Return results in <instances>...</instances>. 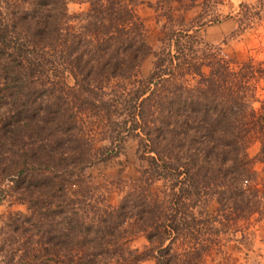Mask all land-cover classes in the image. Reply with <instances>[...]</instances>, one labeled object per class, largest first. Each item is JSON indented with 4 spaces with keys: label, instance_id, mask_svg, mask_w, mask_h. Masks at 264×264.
Wrapping results in <instances>:
<instances>
[{
    "label": "trees",
    "instance_id": "obj_1",
    "mask_svg": "<svg viewBox=\"0 0 264 264\" xmlns=\"http://www.w3.org/2000/svg\"><path fill=\"white\" fill-rule=\"evenodd\" d=\"M83 1L90 8L76 26L67 0H0V204L28 210L1 216L0 264H200L201 243L183 252L173 243L191 234L190 210L207 179L227 178L241 195L254 160L264 164V61L233 69L198 34L202 21L171 32L149 75L137 78L150 53L142 25L118 0ZM239 6L240 24L259 14ZM93 110L108 143L101 149L78 126V113ZM129 136L138 138L144 174L162 180L169 198L131 200L134 215L122 201L94 217L68 196L70 186ZM228 202L250 207L242 195ZM133 216L150 243L142 250L115 239Z\"/></svg>",
    "mask_w": 264,
    "mask_h": 264
},
{
    "label": "rangeland",
    "instance_id": "obj_2",
    "mask_svg": "<svg viewBox=\"0 0 264 264\" xmlns=\"http://www.w3.org/2000/svg\"><path fill=\"white\" fill-rule=\"evenodd\" d=\"M118 1L142 25L144 40L150 48V53L136 67L134 73L137 78L149 75L155 60L153 53L164 46L171 32L202 21L204 24L198 27V34L205 42L220 48L221 54L231 61L233 69H237L241 62L249 58L264 61V0H206L207 7H203V10L204 0ZM241 2L259 11L258 15L250 14V20L242 24L236 17ZM89 8L87 1L66 2L67 13L72 16L70 22L76 26L83 22ZM201 11L202 19L198 15ZM225 15L230 17L224 18ZM66 77L71 83V77ZM263 96L264 79L258 88V97ZM253 105L257 108L259 102ZM95 113L96 110L87 113L80 111L78 126H81L82 135L93 149H101V146L108 143L101 139L104 134L101 126H97ZM138 145V138L127 137L118 155L87 167L80 182L70 186L68 196L78 207H83L94 217L117 208L122 201L128 204V214L134 215V202L131 200L139 203L144 198L160 202L163 198H169L168 188L164 187L162 180H150L144 174L147 161L141 150H138ZM258 150V142L251 141L247 154L255 158ZM251 175V180L242 182V185H246V191L241 194L245 203L250 201L247 203L249 208L228 202L231 196L240 198L241 192L229 187L227 178H215L208 185L207 179L199 191L200 197L190 210L193 213L194 228L189 229L191 234L186 232L185 236L176 240L173 249L183 252L192 247H200L201 243L204 250L200 264H264V164L254 160ZM124 197L128 199L124 201ZM11 212L27 213L28 210L26 205L6 199L0 204V219L2 215ZM119 231L115 239L124 245L126 243V247L142 250L150 245L141 230V224L134 216L127 219ZM138 264H155V261L147 258Z\"/></svg>",
    "mask_w": 264,
    "mask_h": 264
}]
</instances>
